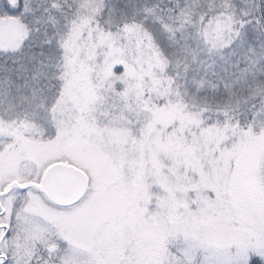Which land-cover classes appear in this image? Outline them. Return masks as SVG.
Segmentation results:
<instances>
[{"label": "snow or ice", "instance_id": "6c2138e0", "mask_svg": "<svg viewBox=\"0 0 264 264\" xmlns=\"http://www.w3.org/2000/svg\"><path fill=\"white\" fill-rule=\"evenodd\" d=\"M0 264H264V0H0Z\"/></svg>", "mask_w": 264, "mask_h": 264}]
</instances>
